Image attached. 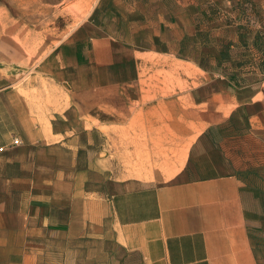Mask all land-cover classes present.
Masks as SVG:
<instances>
[{
    "label": "crops",
    "instance_id": "obj_1",
    "mask_svg": "<svg viewBox=\"0 0 264 264\" xmlns=\"http://www.w3.org/2000/svg\"><path fill=\"white\" fill-rule=\"evenodd\" d=\"M97 54L213 73L80 77L119 62ZM41 65L26 88L0 67V264H264V0H96Z\"/></svg>",
    "mask_w": 264,
    "mask_h": 264
},
{
    "label": "rangeland",
    "instance_id": "obj_2",
    "mask_svg": "<svg viewBox=\"0 0 264 264\" xmlns=\"http://www.w3.org/2000/svg\"><path fill=\"white\" fill-rule=\"evenodd\" d=\"M96 0H5L0 1V67L8 69L15 79V84L23 88L30 85L37 87L42 79L39 74L44 58L60 45L70 34L76 29L85 19L82 18V10L87 3H91V8ZM9 8V10H8ZM90 8V10H91ZM10 11V12H9ZM118 54V55H95V58L100 61H115L118 63L104 65L100 69H87L86 73H80V77H101L103 79L118 80L124 83L128 79L135 78H151L164 77L167 86L161 88H182L186 86L174 87L169 86L175 83L174 79L193 80L199 84V89H205V79L210 77V73L204 74L193 65L181 62L187 56L181 54L182 58L176 60L173 55L159 56L156 54L134 55ZM188 56L194 57L200 61L201 54L193 52ZM128 61V62H127ZM178 67V68H176ZM207 73V71H204ZM54 73H60V70L55 69ZM76 74L74 70L66 71L64 76L68 80V74ZM160 73V74H159ZM188 81V82H189ZM182 83V82H179ZM185 83V82H183ZM42 85V83H41ZM120 90V104L126 105V95L130 93L127 87H122ZM121 88V89H122ZM143 89H155L159 86H143ZM42 89H45L42 86ZM60 93L68 94L62 90ZM45 94L44 90L38 89V97ZM48 92L46 91V95ZM75 104V103H74ZM95 112L103 123L116 122V114H112L110 110L103 109L101 111H93L87 113V125L90 124L91 118L94 120ZM118 118L119 124H125V111H122ZM93 116V117H90ZM115 117V118H114ZM57 130H66L70 132L72 129L80 127L78 112L71 107L68 112L67 121L56 119ZM98 142V138H91ZM264 155V154H263ZM69 162V157L64 158ZM264 160V158H263ZM264 162V161H263ZM253 174L260 179L264 187V163L261 167L255 168L248 172V176Z\"/></svg>",
    "mask_w": 264,
    "mask_h": 264
},
{
    "label": "bare ground",
    "instance_id": "obj_3",
    "mask_svg": "<svg viewBox=\"0 0 264 264\" xmlns=\"http://www.w3.org/2000/svg\"><path fill=\"white\" fill-rule=\"evenodd\" d=\"M1 1V0H0ZM3 2L5 1V0H2ZM20 1H25V0H20ZM28 1H31V0H28ZM90 8H91V3H87L86 5H85V7H84V9L82 10V13H81V15H82V18H85V17H87V15H88V13L90 12ZM8 10H9V8H8ZM10 12V11H9ZM176 68H178V67H176ZM160 74V73H159ZM151 79V78H150ZM152 79H155V80H164V77H160V75H159V77H152ZM145 83V82H144ZM161 83V82H160ZM173 94H175V93H173ZM165 96V95H164Z\"/></svg>",
    "mask_w": 264,
    "mask_h": 264
},
{
    "label": "built area",
    "instance_id": "obj_4",
    "mask_svg": "<svg viewBox=\"0 0 264 264\" xmlns=\"http://www.w3.org/2000/svg\"><path fill=\"white\" fill-rule=\"evenodd\" d=\"M19 145H20L19 140L14 139V140L12 141L11 145H10L8 148H10V147H17V146H19ZM5 150H6L5 148H0V152H4Z\"/></svg>",
    "mask_w": 264,
    "mask_h": 264
}]
</instances>
